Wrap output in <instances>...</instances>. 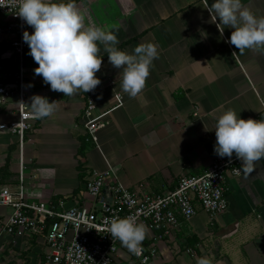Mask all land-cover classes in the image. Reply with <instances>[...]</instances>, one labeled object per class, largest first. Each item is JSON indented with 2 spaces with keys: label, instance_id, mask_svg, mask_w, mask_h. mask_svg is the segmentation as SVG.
Segmentation results:
<instances>
[{
  "label": "crops",
  "instance_id": "0c3cea01",
  "mask_svg": "<svg viewBox=\"0 0 264 264\" xmlns=\"http://www.w3.org/2000/svg\"><path fill=\"white\" fill-rule=\"evenodd\" d=\"M74 2L87 9L86 25L94 23L117 35L119 50L133 54L136 46L151 42L159 58L150 67L143 91L132 98L122 91V69L109 63L108 53L98 43L103 62L96 73L101 83L96 87L95 105L97 112L106 113L107 123L92 142L81 116L85 93L69 97L52 91L35 75L38 64L30 50L23 54L27 106L33 95L57 102L52 116L31 122L23 143V163L30 161L33 169L25 187L27 197L63 207H91L107 199L113 182L138 194H164L174 188L179 176L201 173L217 156L215 126L225 111L233 109L237 118L245 120H264V52L245 49L240 54L227 42L234 29L220 25L221 34L219 18L212 22L205 0ZM214 2L208 0L209 7ZM241 3L255 16L264 17V0ZM8 20L0 17V25ZM9 38L0 33V56L6 65L13 57L7 48ZM117 93L122 95L118 104ZM15 111L14 99L0 106V123L14 120ZM80 143L84 150L79 155ZM17 155L16 136L0 131V167L8 156L7 174L0 177L6 182L0 186L14 182ZM107 169L114 176L91 200L83 190L85 180L92 172ZM28 177L24 174V179ZM226 186V210L209 220L196 207L188 221L179 219L173 237L156 241L152 264H196L201 257L212 264H264V159L251 173L240 166V174L228 176ZM8 212L0 207V220ZM152 235L148 230L141 244L150 243ZM47 252L42 234H0V264H45ZM129 260L130 251L119 241L111 264Z\"/></svg>",
  "mask_w": 264,
  "mask_h": 264
},
{
  "label": "built area",
  "instance_id": "2783aa9c",
  "mask_svg": "<svg viewBox=\"0 0 264 264\" xmlns=\"http://www.w3.org/2000/svg\"><path fill=\"white\" fill-rule=\"evenodd\" d=\"M7 4L8 0L0 4V17H9V21L0 25V33L10 35L7 48L13 57L6 65L0 56V106L14 99L16 111L14 120L0 123V131L16 136L18 155L15 182L0 186V207L9 209L0 220V234L15 237L42 234L48 249L45 264H111L119 240H113L105 230L108 221L134 216L153 235L151 242L141 244L138 252H130L128 264H152L157 255L156 241L173 237L179 219L188 221L195 215L196 207L207 213L209 220L226 210V179L240 174L241 161L235 154L231 159L217 155L201 173L179 176L174 188L164 194H138L113 182L109 197L101 198L91 207H63L60 203L53 205L27 197L22 149L25 132L37 118L25 99L27 83L23 54L30 49L23 40V33L28 31L31 34L33 29L16 15L18 8ZM95 95L96 88L84 94L81 113L87 139L92 142L96 140V131L107 123L106 113L96 110ZM121 100L122 95L117 93L115 102L118 104ZM110 176L114 175L109 169L92 172L83 185L88 198L96 199Z\"/></svg>",
  "mask_w": 264,
  "mask_h": 264
},
{
  "label": "clouds",
  "instance_id": "9594fccd",
  "mask_svg": "<svg viewBox=\"0 0 264 264\" xmlns=\"http://www.w3.org/2000/svg\"><path fill=\"white\" fill-rule=\"evenodd\" d=\"M3 3L4 0H0V4ZM7 6L18 8L16 15L33 29L31 34L24 31L23 40L30 49L28 54L38 64L35 75L42 77L52 91L64 96L71 97L80 91L88 93L100 85L96 73L103 61L98 43L108 53L109 63L122 69L119 73L122 91L132 98L143 91L150 67L159 58L157 46L151 42L139 44L133 54L119 50L117 35L94 23L86 25L87 9L79 8L74 0L66 3L63 0L59 3L8 0ZM204 8L211 14L212 22L219 18L217 27L221 34L224 29L220 25L234 29L227 42L239 49L240 54L245 49L264 52V17L255 16L241 0H215L210 7L205 0ZM30 99L29 107L38 119L50 117L57 110V102H49L47 97L33 95ZM215 135V154L229 159L235 154L245 173L254 171L257 163L264 159V120L237 118L235 110L228 109L217 118ZM105 230L133 253L139 251L148 233L147 226L138 223L134 216L113 218ZM196 264H212V261L201 257Z\"/></svg>",
  "mask_w": 264,
  "mask_h": 264
},
{
  "label": "rangeland",
  "instance_id": "374dc122",
  "mask_svg": "<svg viewBox=\"0 0 264 264\" xmlns=\"http://www.w3.org/2000/svg\"><path fill=\"white\" fill-rule=\"evenodd\" d=\"M4 17H7V16H4ZM9 18V17H8ZM9 21V20H8ZM28 132H31V130L30 131H26L25 132V137H24V141H25V143L27 142V136H26V134L28 133ZM26 155L24 154V157H25ZM30 160V159H29ZM30 161H27V162H24V169H23V172H24V174L26 175H28L29 177L26 179H24V185H25V187L27 186V185H29L30 184V181H31V179L33 178L32 177V174H33V169L31 168V166H30ZM32 200H34V201H38V199H33V198H31Z\"/></svg>",
  "mask_w": 264,
  "mask_h": 264
},
{
  "label": "trees",
  "instance_id": "16d2710c",
  "mask_svg": "<svg viewBox=\"0 0 264 264\" xmlns=\"http://www.w3.org/2000/svg\"><path fill=\"white\" fill-rule=\"evenodd\" d=\"M12 147H10L9 151H11ZM84 150V143H80V146L78 147L77 153L80 155L81 152ZM7 167H8V156L6 157V159L4 160V164L0 167V177L4 178L5 175L7 174ZM15 182V179H13ZM5 181V179H0V184ZM6 182V181H5ZM8 182H12L10 184H13V181H8Z\"/></svg>",
  "mask_w": 264,
  "mask_h": 264
},
{
  "label": "water",
  "instance_id": "95a60500",
  "mask_svg": "<svg viewBox=\"0 0 264 264\" xmlns=\"http://www.w3.org/2000/svg\"><path fill=\"white\" fill-rule=\"evenodd\" d=\"M108 197H109V194L107 193V194H106V198H108Z\"/></svg>",
  "mask_w": 264,
  "mask_h": 264
}]
</instances>
